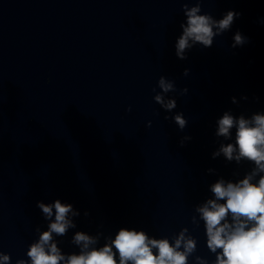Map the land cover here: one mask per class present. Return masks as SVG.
<instances>
[{
  "label": "clouds",
  "instance_id": "obj_1",
  "mask_svg": "<svg viewBox=\"0 0 264 264\" xmlns=\"http://www.w3.org/2000/svg\"><path fill=\"white\" fill-rule=\"evenodd\" d=\"M184 8L187 26L181 25L183 35L176 43V55L180 59H186L184 52L185 49L192 47L189 44L190 40L210 47L213 37L228 30L234 17L239 15L234 11H228L223 19L217 21L208 14L198 15L197 13L201 11L199 6L189 9L185 4ZM214 27L216 31L213 30ZM234 39L232 47L246 43V38L239 32ZM159 87L165 93L175 91L174 83L166 81L163 77L159 80ZM155 100L167 110L176 107L175 100L165 102L163 96L159 94L155 96ZM174 119L181 130L186 126L187 121L182 114H177ZM218 124L217 135L225 137L230 134V129L236 126L235 139L239 154L235 159L239 161L243 157L253 161L257 170L264 172V115H255L250 126V122L243 117L236 121L225 113ZM235 150L232 144L221 148L228 160L233 159ZM251 178L247 176L236 184L225 185L223 181L215 183L212 192L216 200H209L207 205L198 209L205 221L208 248L212 252L221 250L216 264H264V176H261L257 184L251 183ZM217 200H224L225 203H217ZM38 207L49 218L53 215L54 208L55 220L49 225V230L41 234L39 242L30 247L27 255L31 258V264H60L65 257L60 254L56 244L50 241L53 232L63 235L70 226H74L67 219L68 213L72 211V205L62 204L56 200L51 205L39 203ZM229 214L233 220L232 224L226 222ZM74 239L75 243L83 245L81 254L69 256L65 264H117L113 247L119 253V264H128L129 261L132 264H187V255L195 249L194 240L188 239L184 242L185 251H178L184 240L183 233L176 240L175 246H172L166 239L150 240L142 231L121 229L111 245L106 244L98 250L90 251L84 249L95 243L92 237L78 232ZM153 249H156L155 253ZM2 259L8 261L9 257L5 255ZM18 264H25V261L21 260Z\"/></svg>",
  "mask_w": 264,
  "mask_h": 264
}]
</instances>
